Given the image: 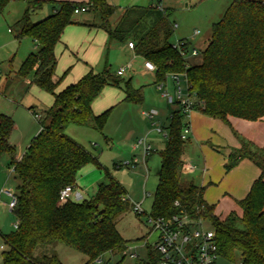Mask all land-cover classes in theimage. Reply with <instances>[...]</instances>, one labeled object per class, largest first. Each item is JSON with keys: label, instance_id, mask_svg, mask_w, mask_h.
Returning a JSON list of instances; mask_svg holds the SVG:
<instances>
[{"label": "trees", "instance_id": "obj_1", "mask_svg": "<svg viewBox=\"0 0 264 264\" xmlns=\"http://www.w3.org/2000/svg\"><path fill=\"white\" fill-rule=\"evenodd\" d=\"M16 2L25 3L26 10L11 31L18 40L31 38L36 46L17 75L21 81H29L27 87L35 85L51 94L54 103L44 111L45 120L39 121L42 129L20 160L10 144L14 121L0 116V156L10 157V166L19 181L17 204L12 210L18 227L3 237V264H63L57 255L39 254L43 247L58 244L84 255L85 264L127 249L128 242L118 231L117 221L133 204L117 180L109 176L108 183L100 184L90 200L59 203L60 192L67 186L75 188L79 171L97 161L66 135L67 129L91 127L103 135L109 112L97 116L93 104L106 86L123 82L121 76L106 69L99 74L91 72L57 92L61 79L55 76L56 48L66 27L77 23L72 19L77 7L86 6L88 12L100 17V28L105 29L111 42L133 43L136 55L155 66L157 83H165L173 75H185L196 110L205 116L225 124L231 117L249 122L264 118V0H232L222 19L213 24L208 46L197 65H190L174 48L170 41L175 31L172 12L159 4L125 8L112 27L110 19L117 8L108 0L50 1L54 12L36 23L32 16L46 2L0 0V16ZM185 42L183 49L188 51L190 43ZM123 92L125 102H143L141 90L134 88L131 81L125 82ZM176 105L166 128V146L160 152L161 169L150 216L170 218L184 214L191 221H204L216 233L220 258L233 261L238 253L240 264H264V147L257 148L239 137L241 148L229 157L226 171L247 159L260 169L261 175L246 198L237 202L242 215L232 212L221 220L215 206L205 202L204 188L193 181H183L188 140L181 137L184 116ZM149 254L147 264H158L160 255L151 248Z\"/></svg>", "mask_w": 264, "mask_h": 264}, {"label": "rangeland", "instance_id": "obj_2", "mask_svg": "<svg viewBox=\"0 0 264 264\" xmlns=\"http://www.w3.org/2000/svg\"><path fill=\"white\" fill-rule=\"evenodd\" d=\"M50 1L66 0H45L43 9L32 16L34 23L43 20L51 12ZM73 1L78 2V0ZM129 1L135 0H118L114 5L117 11L110 19L112 27L116 26L121 10L129 7L127 4ZM139 2L141 4L136 5H156L161 2L164 8L172 12L170 19L177 28L170 41L172 44H177L179 40L190 42L186 60L190 65H197L201 63L202 53L208 46L213 24L222 19L232 0H140ZM25 7V3H13L6 13L0 16V89L5 87L4 96L0 95V116H8L14 121L16 127L12 133L11 142L15 144L17 153L25 151L41 130V125L29 108H36L34 112L45 120L44 111L50 109L54 103V97L51 94L35 85L30 86L29 92L24 97L19 95L20 85L25 87L17 71L22 62L33 52L34 46L31 38L25 37L18 40L11 30H14L13 25L22 18ZM72 19L77 23L66 27L62 35V43L56 49L58 59L56 76L61 79L57 92L77 83L91 72L99 74L109 69L110 73L116 76L120 69L126 70L125 75L120 77L123 82L119 86H106L93 104L94 113L97 116L109 112L104 134L91 127L70 126L66 131V135L82 145L97 159L96 162L83 167L77 175L76 184L79 192L83 194L77 202L82 203L93 198L98 186L108 183L109 176L123 186L131 198V203L141 202L145 198L144 215H137L132 206L117 221L118 231L128 242L126 251L117 255H104L103 264H147L150 260V248L154 250L153 246L158 237L147 222V217L151 214L158 185L161 169L160 150L165 148L168 139L165 137L168 134L167 130L162 134H159L158 130L159 127L167 128L170 125L172 114L177 110V105L169 103L164 97L166 92L174 96L171 78L166 80L167 88L160 89L156 75L146 72L140 57L129 50L125 44L110 42L105 29L100 28L101 20L98 15L86 12L73 15ZM126 43L129 45L131 42ZM194 49L198 53L197 56L191 55ZM127 81H131L134 88L141 90L143 96L141 104H130L124 101L123 90ZM181 86L183 89L186 88L184 81ZM17 95H19L18 99L23 97L22 101H18L19 104L14 103L10 98ZM143 111L149 114L158 112L159 115L156 114L153 119L148 117L144 119L141 115ZM143 124H147L144 130H142ZM132 127L135 130L140 127V130L135 132ZM143 140L147 141V144H152V141L154 144L158 143L155 145L159 151L146 155L144 144H139ZM191 145L188 140L185 148L186 155L198 162L202 159V154L198 146ZM135 160H137L136 165ZM114 165H121V168L116 169ZM9 170L12 169L9 168ZM198 174L199 172L196 174L198 177L194 179L184 176L183 181L187 183L194 180L195 183L200 184ZM10 179L11 182H8ZM18 183V179L14 180V176L7 171L2 173L0 169V188L7 185L5 187L16 192ZM145 193L149 195L146 196ZM6 200H9L6 196L0 198V264H3L2 252L6 248L3 237L16 230V218L9 204L1 205L2 202L7 203ZM218 217L221 220L225 219L224 214H219ZM203 227L205 230L212 229L206 222ZM39 254L57 255L63 264H85L87 261L84 255L61 244L43 247ZM218 264H240V255L235 254L233 261L220 258Z\"/></svg>", "mask_w": 264, "mask_h": 264}, {"label": "crops", "instance_id": "obj_3", "mask_svg": "<svg viewBox=\"0 0 264 264\" xmlns=\"http://www.w3.org/2000/svg\"><path fill=\"white\" fill-rule=\"evenodd\" d=\"M66 1H70V0H66ZM87 1L88 0H78L77 2V1L72 0L70 2L85 3ZM117 1L118 0H108V2L113 6L117 4L116 3ZM139 1L137 0L133 2L129 1V3L127 4H129V7L139 6V5H136V4H141ZM158 4L161 6V8L166 9L164 8L161 2H159ZM147 6H150V5H147ZM50 7H51V4H50ZM125 8H128V7H124L121 10V13L117 19V22L120 20ZM25 10H26V7H25ZM53 12L54 11L52 10V7H51V12L46 17L51 15ZM196 35H198V33ZM61 43H62V38L59 44ZM122 44H125L129 50L134 52V49H130L129 45L126 42ZM33 46H34L33 47V52H34L36 50L34 41H33ZM140 58L145 64V60L142 57ZM57 65H58V59H57ZM146 72L155 74V72H150L147 70ZM55 76H56V71H55ZM56 79H58L57 76H56ZM22 83L25 88H23L20 85L19 95H23L24 97V95H26L29 92L30 87H26L27 84H29V81H25V82L22 81ZM167 86H168V82L166 81L165 88H167ZM25 91L27 92L25 93ZM3 92H5V87H2V89H0L1 96H4ZM19 95L15 97L10 96V98L13 100L14 103L19 104L18 101H22V98H23L22 97L21 99H18ZM31 108L33 109V113H34V109L36 108L34 107H31ZM31 108H29V111ZM93 111H94V105H93ZM144 114L145 112L143 111L141 115L144 119H146ZM157 114L159 115L158 112ZM190 123H191V134L188 139L189 144L198 146V150L202 154V159L198 162L194 161V159L187 157L186 150H185L184 155H183V161H184V166L182 169L183 176H185L186 178L190 177L194 179L197 176L196 175L197 172H199L198 175L200 179V184L195 183L194 180L192 181L196 185L204 188V200L208 205L215 206V213L217 216L219 214L221 215L224 214L223 218H226L232 212H235L239 216H241L242 210L238 206L237 202L246 198L253 184L259 179L261 175V171L256 165H254L251 161L247 159L242 160L234 169H232L229 172L226 171L225 166L228 162L229 157L241 148L239 137L251 142L252 144H254V146L256 145L258 148L264 147V118L262 119V121L249 122V121L231 117L229 118V123L225 124L224 122L218 119L207 117L201 112L196 111L192 114L190 118ZM15 127L16 126L14 125V130H15ZM146 127H147V124H143L142 130H144V128ZM132 128H133L132 130H134L135 132L140 130V127L136 130L134 129V127ZM165 128L166 127L164 128L159 127V130H158L159 134H162L166 130ZM165 137H167V135H165ZM10 144L14 146L16 149L15 144L11 142V137H10ZM155 144L158 145V143H155ZM155 144L153 143V141H152V144L151 143L149 144L152 147L151 154L153 152L157 153L159 151V149L156 147ZM165 146H166V143H165ZM25 151H21L17 153L16 159L20 160L23 154L25 153ZM114 167L116 169H120L121 165H114ZM9 168L13 170V168L10 166V157L7 155L0 156V169L2 173H5L7 171V173H10L11 176H14V180H16L15 172L12 170L11 172ZM190 168H192V170H190ZM8 182H11V179L8 180ZM8 182H6V184ZM3 186L5 187L7 185H3ZM1 189L2 188H0V190ZM145 194L146 196L149 195V194L147 195V193ZM82 195H83L82 192H79V189L76 184V187L74 188L72 196H71V200L76 203H80L77 201L79 198L82 197ZM3 196L4 195L0 196V198H2ZM127 197L131 201V198L128 193H127ZM9 202L10 200H8L7 203L2 202L1 205L7 206ZM144 202H145V198L141 202H134L132 204L140 205L143 212H145L143 209Z\"/></svg>", "mask_w": 264, "mask_h": 264}, {"label": "built area", "instance_id": "obj_4", "mask_svg": "<svg viewBox=\"0 0 264 264\" xmlns=\"http://www.w3.org/2000/svg\"><path fill=\"white\" fill-rule=\"evenodd\" d=\"M88 10V7L81 6L77 7L74 12L76 15H80L88 12ZM175 28H177L176 24L174 26V29ZM185 43L184 40H179L177 44H174V48L186 59V56L189 54V49L188 51L183 49ZM129 48L134 49L133 43H129ZM191 55L197 56L198 53L194 49ZM144 66L147 71L155 72L156 70L155 66L149 61H145ZM125 71V69H120L117 75L122 77ZM170 78L173 84L174 96L166 92L164 97L171 104H179L184 116V128L181 137L184 141H187L191 134L190 118L192 114L197 111L196 103L194 98L190 95L185 75H173ZM182 81L185 82V89L181 86ZM159 88H165V83H160ZM156 114V112L150 114L145 113L144 116L153 119ZM35 116L39 122L41 117L37 113H35ZM139 144H144L146 155L151 154L152 147L147 144V141L143 140V142H139ZM134 164H137V160L134 161ZM190 170H192V168H190ZM12 171H14V169ZM73 190L74 187L72 186L65 187L60 192L59 203L63 204L68 202V200L71 199ZM2 195L9 198V208L12 211L17 204L16 192L11 188L5 187L0 190V196ZM133 210L138 215L144 214L140 205L133 204ZM147 222L151 225L152 230L158 234L157 241L153 246L155 252L160 255L158 264H218L220 255L216 233L214 229L205 230L203 227L204 221L194 222L186 215L179 214L170 218H153L149 215L147 217ZM17 227L18 225L15 224V228ZM103 263V260H99L92 264Z\"/></svg>", "mask_w": 264, "mask_h": 264}]
</instances>
